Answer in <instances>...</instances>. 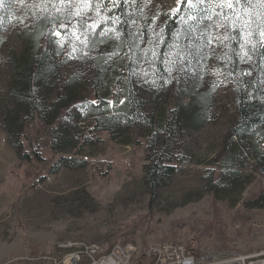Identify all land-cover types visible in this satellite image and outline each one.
I'll return each instance as SVG.
<instances>
[{
	"label": "rangeland",
	"instance_id": "1",
	"mask_svg": "<svg viewBox=\"0 0 264 264\" xmlns=\"http://www.w3.org/2000/svg\"><path fill=\"white\" fill-rule=\"evenodd\" d=\"M140 3L142 22L150 20L151 30L145 41L155 39L154 33L160 32L164 20L178 7L179 18L186 21L185 28L187 19L196 15L195 8L193 14L187 11L188 5L181 8L182 0ZM201 7L217 8L218 4L213 0ZM234 8L242 19L251 18L254 42L264 41L259 36V31H264V5L255 1L250 7L237 4ZM78 10L82 16L75 15ZM223 12L233 15L227 6ZM45 15L49 16L51 28L40 47L50 58L47 64L55 62L60 51L65 57L42 90L44 107L50 108L60 84L66 86L65 94L71 92L67 113L55 117L58 133L65 126L68 129L60 135L67 138V144L60 151H53L49 139L52 142L54 136L48 138L42 129L36 133L27 130L31 137H22L24 147L35 150L43 159L23 163L0 124V264L59 254L60 245L75 242H97L103 247L131 243L135 246L133 264L152 263L144 255L152 243L177 242L194 251L205 248L242 254L264 252V200L261 207L244 202L257 190L255 139L232 135L234 77L229 75L233 69L226 62L224 47L216 46L210 60L197 63L196 58H190V63H181L175 53L191 51L190 44L201 40L199 31L180 32L179 43L167 54L166 61L171 62L165 63L168 70L159 87L161 78H152L156 60L151 52L145 56L142 49L158 50L160 46L140 44L132 64L131 84L138 96L147 101V113L164 112L188 101L187 90L214 91L201 126L192 128L181 121L164 147V135L157 138L155 155L161 157L162 164L174 166L175 173L162 178L152 190L145 173L149 163L145 152L149 127L135 119L129 125L123 121L115 123L117 127L111 130L95 128L91 123L93 115L86 107L93 88L105 99L110 98L108 81L97 78L100 69L95 57L108 62L115 55L107 53H116L120 48V41L99 42L106 39L100 36L101 30L116 27L96 3L86 7L82 0H24L23 4L6 0L0 5V114L12 105L8 88L24 37ZM104 17L109 19L103 20ZM97 21L100 27L81 43L85 40L81 35L84 25ZM214 21L215 17L206 23ZM61 24L66 27L61 28ZM57 30L62 33L59 37L55 35ZM209 31L213 36H222L227 30ZM186 36H191V41ZM183 41L185 44H181ZM206 51L211 54V49ZM116 56L121 62L128 59L124 50ZM241 63L254 74L253 58ZM214 84L218 86L213 88ZM60 158H67V164L60 163ZM117 232L122 234L113 237Z\"/></svg>",
	"mask_w": 264,
	"mask_h": 264
},
{
	"label": "trees",
	"instance_id": "2",
	"mask_svg": "<svg viewBox=\"0 0 264 264\" xmlns=\"http://www.w3.org/2000/svg\"><path fill=\"white\" fill-rule=\"evenodd\" d=\"M255 1L258 2V0H252V4ZM91 2L96 3L98 8L109 16L113 22L116 18L119 19L118 23L114 22L117 32L121 33L120 48L116 53L118 54L124 50L128 55L126 62H121L122 60L118 59L117 54H114V57L111 56L108 62L104 61L102 57H95L96 65L100 69L97 78L102 80L105 78V82L108 81L109 86L107 89L110 91V98L105 99L96 88L89 92L88 106L86 107H88L89 114L93 115L91 123L95 128L102 127L111 130L115 126L117 127L118 124L115 123L123 121L126 125H129L133 120L139 119L149 127L150 132L147 135L145 146L149 163L145 167V173L148 184L154 190L159 186L162 178L175 173L174 166L162 164L161 157L155 155L154 149H156L157 138L160 135H164V147L171 139L170 133L177 131L181 121H184L192 128L201 126L205 119L206 108L211 104L214 91L200 88L195 93L187 90L188 101L164 112L147 113V101L138 96L131 84L132 64L134 59H137L135 56L138 57L139 48L130 50L128 41L131 38L127 36L128 31L137 32L141 27L146 31V35L151 30L150 20L143 23L140 18V13L142 12L141 0H137L136 3H132L129 0L128 3H122L119 6H116L110 0H91ZM184 5L185 3H182L181 8ZM241 5L245 7L251 6L245 4L243 0ZM192 10L193 7L188 6L187 11L192 14L195 13L191 12ZM179 12L176 13L175 17L168 16L164 20L168 22L167 24L162 23L161 28L165 30L163 37L165 42L160 44V48L156 51L161 54V59L165 61L169 50L179 43L177 35L185 30V26L179 18ZM132 21H135L136 24L139 23V25L135 26ZM193 23L192 20L187 19V24ZM50 25L49 16H42L35 21L31 31L24 37V45L20 57L13 62L11 81L8 88L13 100L12 105L0 114V124L8 137L9 143L15 148L23 163H31L33 159H43L35 150H27L24 147L22 137H25V139H30L29 137H31L28 135L27 130L36 133L38 129L40 131L42 129L43 133L46 132L45 135L48 138L54 136L55 138H52V142L49 139L50 148L53 151H60L67 144V138L64 136L60 137V135L61 133L64 135L63 131L66 132L68 129L65 126L64 130L58 133L55 127L57 122L55 117L56 115L67 113L71 92L69 91L65 94L63 90L66 86L60 84L58 92L50 100V108L48 110L44 107L45 98L42 95V90L49 76L58 70L60 63L65 57L60 51L55 58V62L53 61L50 65L47 64L50 58L47 56L46 50L41 49L40 46L42 45L43 37L47 35L51 28ZM50 36H54V34H50ZM186 39H188V36H186ZM181 44H185V42L183 41ZM231 48L239 51L235 41L231 43ZM224 49L227 55L226 62L232 66L231 76L234 77L235 112L231 125L232 135L240 139H255L256 186L254 189L257 190L256 192L253 190L244 202L246 205H251V207H261L264 200V47L259 48L258 53H252L254 74L250 76L242 74L249 72V70L246 66L241 65L242 63L235 52L230 51L229 48L224 47ZM153 66L155 75L152 78H161L160 87L163 85V78L167 71L166 64L156 60ZM66 83H70V81ZM156 96L157 94H155ZM109 99H111V102H109ZM47 113L49 114L47 115ZM123 143L127 144L129 142L124 141ZM59 162L67 164L68 159L60 158ZM237 215L241 217L239 213ZM121 234L122 232H117L113 237H118ZM124 242L125 240H123ZM189 250L196 253L198 249L195 251ZM32 253L36 254L39 251ZM134 264H142V262H134Z\"/></svg>",
	"mask_w": 264,
	"mask_h": 264
},
{
	"label": "snow or ice",
	"instance_id": "3",
	"mask_svg": "<svg viewBox=\"0 0 264 264\" xmlns=\"http://www.w3.org/2000/svg\"><path fill=\"white\" fill-rule=\"evenodd\" d=\"M6 0H0V5L5 4ZM9 2H13V0H9ZM82 2L87 5L91 3V0H82ZM110 2H114L116 6H119L122 3H128L129 0H110ZM132 3H136L137 0H131ZM148 3H152V0H147ZM186 5L195 8L196 15L189 17V20H192L193 24H188L185 28V34L193 33L199 31V37L201 42L196 44H190V47L193 49L191 51H185L183 54L181 52L175 53L176 56L180 57L181 63L184 60H188L190 63V58H196L197 63L203 60H210L213 58L215 47L222 45L225 48H229L230 51L235 52L236 56L239 57L242 62H249L252 60V53H258L259 48L264 47V42H254L253 36L254 32L252 31V21L251 18L245 20L242 19L240 13L237 12L234 8V5L241 4L242 0H214L217 2V8H207L201 7V5H206L209 2H213V0H182ZM243 2L247 5L252 4V0H243ZM260 4H264V0H258ZM19 3L23 4L24 0H19ZM227 6L233 13L231 17L227 16L223 12V7ZM180 8L178 7L175 12L172 13V16L175 17L176 12H179ZM245 12H247V8H245ZM76 16H82V12L78 10L75 13ZM157 15H160L159 13ZM259 15V14H258ZM213 17H215L214 23H206V21H213ZM90 19V18H89ZM103 20L109 19L108 17L102 18ZM155 19V17H153ZM116 23L119 22V19L116 18L114 21ZM181 22L186 23L181 17ZM18 23H23L22 20H18ZM167 24V21H164ZM132 24H135V21H132ZM61 28H65L66 26L61 24ZM100 27V21L94 23H86L84 25V31L81 33L85 37L84 41L81 43H85L87 41L89 33L94 34L96 29ZM219 30L225 29L227 30L225 34L211 35L209 30ZM154 31V30H153ZM164 28H161L159 33H154L155 39L145 41L146 31L143 27H141L137 32L128 31L127 36L129 39L128 43L130 45V50L134 48H139L140 44L148 43L154 44L156 48H159L160 44H163L164 41ZM112 33V35H109ZM57 37L61 36L62 33L57 30L55 32ZM100 36L105 37L106 39H102L99 42L101 44L107 43L108 41H120L121 33L117 32L115 28H105L100 31ZM259 36L264 38V31H259ZM139 37V43H136V38ZM80 37L77 36L76 39ZM188 39L191 41V36H188ZM235 41L238 45L239 51L231 48V43ZM2 42V41H0ZM207 49H211V54L207 52ZM145 56L148 55L149 52L152 54L153 60H160L161 63H170L171 61H165L161 59V54L158 53L154 48H144L142 49ZM116 54L115 52L107 53V55L111 56ZM230 59V58H229ZM152 61H150L151 63ZM168 70V69H166ZM184 69L182 68L181 71ZM243 75H251V72L242 73ZM198 75V74H197ZM231 75V73H229ZM175 79V78H174ZM171 83L172 81H167ZM218 85L214 84L213 88ZM96 103V102H93Z\"/></svg>",
	"mask_w": 264,
	"mask_h": 264
},
{
	"label": "built area",
	"instance_id": "4",
	"mask_svg": "<svg viewBox=\"0 0 264 264\" xmlns=\"http://www.w3.org/2000/svg\"><path fill=\"white\" fill-rule=\"evenodd\" d=\"M60 249L59 254H43L29 262L15 259L3 264H133L135 246L117 242L103 247L91 242L60 245ZM144 255L151 259V264H264V252L242 254L201 248L194 253L177 242L157 243V247L148 244Z\"/></svg>",
	"mask_w": 264,
	"mask_h": 264
},
{
	"label": "bare ground",
	"instance_id": "5",
	"mask_svg": "<svg viewBox=\"0 0 264 264\" xmlns=\"http://www.w3.org/2000/svg\"><path fill=\"white\" fill-rule=\"evenodd\" d=\"M75 243H86V242H75ZM67 244H74V243H67ZM67 244H63V245H67ZM163 244H173V242H164ZM149 247H157V243L149 244Z\"/></svg>",
	"mask_w": 264,
	"mask_h": 264
}]
</instances>
